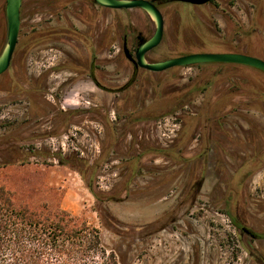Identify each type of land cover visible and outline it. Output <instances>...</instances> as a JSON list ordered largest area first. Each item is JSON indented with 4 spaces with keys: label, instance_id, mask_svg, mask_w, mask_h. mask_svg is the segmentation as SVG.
<instances>
[{
    "label": "rangeland",
    "instance_id": "374dc122",
    "mask_svg": "<svg viewBox=\"0 0 264 264\" xmlns=\"http://www.w3.org/2000/svg\"><path fill=\"white\" fill-rule=\"evenodd\" d=\"M21 7L15 56L0 75V185L32 205H58L97 227L119 264H255L247 237L222 212L221 199L228 175L260 147L229 145L227 173L215 167L223 154L210 151L196 184L203 168L200 157L187 160L198 151L196 140L188 144L201 126L185 115L206 108L208 97L195 92L190 103L165 112L173 91L183 94L211 80L215 93L224 86L245 88L242 97L250 96L251 107L241 111L262 128L264 73L231 64L138 70L128 85L132 67L121 55V37L134 23H146L141 12L106 10L90 0H22ZM207 11L208 19L198 15L215 37H231L264 56V0H214ZM171 21L174 33L176 18ZM6 34L0 0V51ZM31 146L57 156L2 163ZM260 161L241 188L242 216L256 228L264 227ZM255 245L264 254V241Z\"/></svg>",
    "mask_w": 264,
    "mask_h": 264
},
{
    "label": "flooded vegetation",
    "instance_id": "af4514ba",
    "mask_svg": "<svg viewBox=\"0 0 264 264\" xmlns=\"http://www.w3.org/2000/svg\"><path fill=\"white\" fill-rule=\"evenodd\" d=\"M90 1H92L93 4L102 9L111 11L138 10L143 14V16H145L143 17V19L146 20V23H142L140 26L134 23L135 25L131 27L129 26L128 31L123 33L121 37V55L123 56V59L128 63L129 67H132V74L127 81L129 84L131 83L130 81H134L135 74L138 70H143L149 73H160L166 71L170 72L182 67H194L201 65L204 66L210 64H231L241 67H250L264 73V71L253 66L229 62H207L193 65H175L162 71H151L142 68L137 64L135 51L142 41L151 37L154 31V24L147 13L139 7L128 9H111L98 5L94 2V0ZM152 1L162 14L163 34L161 41L155 47L145 52V58L149 62H157L169 58L199 52H237L256 56L264 60V56H261L257 52V48H253L254 50L246 51L242 49V46L244 44H234L231 37L229 39H226L215 37L213 35L210 28L205 25L206 23L204 19H201L198 13H201L208 19L209 15L207 6L212 4L214 0H209L201 4L181 0ZM180 4L190 5V11L185 10ZM190 12L192 13V16H190ZM175 18L176 22L173 24L174 33H171L169 30L172 22L171 20H175ZM185 32L191 35L190 39L187 37V35L185 36ZM234 47L235 49L237 48L236 50L238 51H232L234 50ZM14 56L15 53L13 52L9 67H11L12 65ZM90 67H93L92 64L90 65ZM92 75L90 76V79L98 86V80L95 78V75ZM213 85V81L209 80L207 85L195 89H188V91L183 94H180L177 90L173 91L171 93L172 101L169 104V109H167L168 106H165L167 109H165V115L172 112V109L170 110L171 105H173L174 109L178 106L182 107L183 103H186L185 105L190 103L192 101V98L194 97L195 92L198 95H202L203 100L204 97H208L206 108L203 107V109L200 110V108L202 107L201 106L199 109H197V111L189 113L187 112L185 115V118H187L188 120H192L195 118L200 120L201 126L199 128V133H196L195 136L191 135L192 137L189 138L190 142L188 144L190 145L195 140L198 143V151L196 155L187 159L188 161H190L200 157L199 160H201L200 162L203 171L202 175L199 177L200 180L197 178L195 179L196 184L201 181V178H203L204 173L208 167L210 151L216 150L223 154L222 159L215 160V167H219L222 169V171L227 173V170L223 169V166L226 164L224 155H226L225 152L229 145H239L243 144L244 142V144L247 145L255 144L260 147V149L257 151L259 152V155L251 158L249 162L246 160L241 161L236 169L232 171L231 175H228V181L225 184L224 194L221 201L223 206L222 212L228 216L231 224L239 233V235L242 238L247 237V240L243 242L247 248L249 258L255 264H264V254L255 245V242L257 241H264V227L256 228L252 225H249L243 218L242 209L240 207L244 200L241 192L243 183L257 172L258 167H253L254 164H257V160H261L259 168L262 167L264 162V127L261 128L259 126H252V122H250L251 113L249 115V113L241 111L251 107V103L249 101L250 96H247L246 98L242 97V92L245 90V88L238 87L237 85H233L231 87L224 86L222 90L215 93L214 91L216 88ZM211 93L214 94L210 95ZM214 120L218 121L217 137H215L214 135L216 129L212 128ZM244 120L249 122H245ZM244 123H246L247 126L244 125ZM232 125L234 126V128L232 127ZM231 131H233V133ZM215 141H217V149H215ZM244 164H247V166ZM197 176H199V173ZM194 185L195 181L189 187L190 189L187 194L192 192Z\"/></svg>",
    "mask_w": 264,
    "mask_h": 264
},
{
    "label": "trees",
    "instance_id": "16d2710c",
    "mask_svg": "<svg viewBox=\"0 0 264 264\" xmlns=\"http://www.w3.org/2000/svg\"><path fill=\"white\" fill-rule=\"evenodd\" d=\"M18 42L17 39L16 44ZM236 49L234 47L232 51H238ZM16 154L15 160L2 163L16 161L24 164L31 157L46 161L57 156L52 151L35 149L34 146L26 153L16 151ZM64 163L62 159L58 161L60 165ZM0 264L119 263L114 252L103 244L97 227L58 205H32L13 190L0 185Z\"/></svg>",
    "mask_w": 264,
    "mask_h": 264
},
{
    "label": "water",
    "instance_id": "95a60500",
    "mask_svg": "<svg viewBox=\"0 0 264 264\" xmlns=\"http://www.w3.org/2000/svg\"><path fill=\"white\" fill-rule=\"evenodd\" d=\"M191 3H205L209 0H181ZM98 5L111 8H134L143 9L154 24V31L151 37L142 41L135 51L137 64L151 71H162L175 65H193L207 62H229L253 66L264 71V60L237 52H199L186 54L174 58L165 59L157 62H149L145 58V52L155 47L162 38L163 17L160 10L152 0H94ZM22 0H5V15L7 21V34L3 48L0 51V75L4 73L10 65L13 52L18 39L20 28V11Z\"/></svg>",
    "mask_w": 264,
    "mask_h": 264
}]
</instances>
